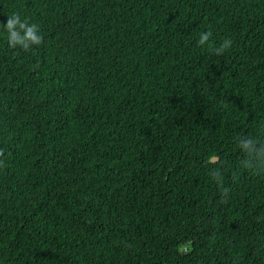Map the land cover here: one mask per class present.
<instances>
[{
    "label": "trees",
    "instance_id": "1",
    "mask_svg": "<svg viewBox=\"0 0 264 264\" xmlns=\"http://www.w3.org/2000/svg\"><path fill=\"white\" fill-rule=\"evenodd\" d=\"M13 11L43 40L0 34V264H264V0Z\"/></svg>",
    "mask_w": 264,
    "mask_h": 264
},
{
    "label": "clouds",
    "instance_id": "2",
    "mask_svg": "<svg viewBox=\"0 0 264 264\" xmlns=\"http://www.w3.org/2000/svg\"><path fill=\"white\" fill-rule=\"evenodd\" d=\"M6 21L0 23V34H3L7 46L10 49H19L25 52L39 46L42 43L43 37L41 28L38 23L31 21L27 16L20 12L13 11L6 15ZM212 33L203 31L199 34L197 44L200 47H209L215 54H222L230 47V40H223L218 47H213L211 44ZM240 148L250 156L255 155L257 158H264V149L254 146L253 141L245 140L240 143ZM247 161L245 164L247 165Z\"/></svg>",
    "mask_w": 264,
    "mask_h": 264
},
{
    "label": "water",
    "instance_id": "3",
    "mask_svg": "<svg viewBox=\"0 0 264 264\" xmlns=\"http://www.w3.org/2000/svg\"><path fill=\"white\" fill-rule=\"evenodd\" d=\"M211 160L214 161V160H216V158L213 157Z\"/></svg>",
    "mask_w": 264,
    "mask_h": 264
}]
</instances>
